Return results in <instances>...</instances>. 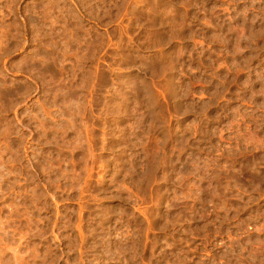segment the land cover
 Returning <instances> with one entry per match:
<instances>
[{
	"label": "rangeland",
	"instance_id": "rangeland-1",
	"mask_svg": "<svg viewBox=\"0 0 264 264\" xmlns=\"http://www.w3.org/2000/svg\"><path fill=\"white\" fill-rule=\"evenodd\" d=\"M0 264H264V0H0Z\"/></svg>",
	"mask_w": 264,
	"mask_h": 264
}]
</instances>
